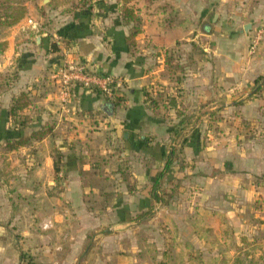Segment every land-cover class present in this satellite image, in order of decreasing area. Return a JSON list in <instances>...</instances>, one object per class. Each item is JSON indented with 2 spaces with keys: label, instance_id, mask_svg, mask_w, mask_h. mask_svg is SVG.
I'll return each instance as SVG.
<instances>
[{
  "label": "crops",
  "instance_id": "0c3cea01",
  "mask_svg": "<svg viewBox=\"0 0 264 264\" xmlns=\"http://www.w3.org/2000/svg\"><path fill=\"white\" fill-rule=\"evenodd\" d=\"M84 1L16 0L24 12L0 16V264H20V250L45 264H155L154 249L165 244L196 250L186 263L210 250L221 263V249L259 227L252 204L264 195V82L257 91L255 80L264 75V44L249 56L238 40L248 39L247 23L264 25V0H132L138 20L129 23L122 0ZM223 4H236L240 19L228 42L213 33L204 55L200 41L212 33L203 20L214 7L220 17ZM69 60L116 77L117 96L76 87L64 108L55 72ZM22 91L31 103L20 134L46 124L52 131L9 148L17 130L8 109ZM104 100L114 103L110 112ZM240 104L252 125L242 148L235 128L227 147L204 146L198 129L176 130L186 117L179 107L206 105L198 115L215 119L225 106L236 121Z\"/></svg>",
  "mask_w": 264,
  "mask_h": 264
},
{
  "label": "rangeland",
  "instance_id": "374dc122",
  "mask_svg": "<svg viewBox=\"0 0 264 264\" xmlns=\"http://www.w3.org/2000/svg\"><path fill=\"white\" fill-rule=\"evenodd\" d=\"M16 0H1V2L4 4L0 5V8L2 10V13L0 12V16L1 17H6L7 20H13V18H17L18 16H20L23 12H24V6L22 5H13L11 4L12 2H15ZM6 3V4H5ZM86 3V0L83 2V4ZM231 7L233 9H235L236 4H223V8H222V12L223 14L220 15V17H217L216 20L213 22L212 18H213V14L215 13V11L217 12V8L214 7L212 10V12L208 13L203 22L204 23H208L210 26V33L211 36L208 38L206 36H203V39L200 41V43L202 44V46H199L198 48L201 50L200 52L203 53L204 55L208 52L205 51L204 48H208L209 51H211L212 49V42H216V39H212V35L213 33L218 34L219 32L223 34V36L225 37V42H228L229 39V35L231 34V31L235 30L234 26L235 24L234 21H237L239 18L238 14L236 12H234L233 10H231ZM238 7H241V4L238 5ZM8 11V13L6 14L7 16L9 15L10 17L7 18V16L5 15V13ZM2 14V15H1ZM237 18H236V17ZM251 18H247L246 20L243 19V21H249ZM219 21H221V30L218 31L215 26L216 23H218ZM233 22V23H232ZM244 22L241 23V21H238V30L240 31L241 35L240 37L242 38V36H244V28L242 26ZM202 24H199V29L201 28ZM260 28H262L264 30V25H256L255 27H251L248 31L247 34H249L248 39L246 40V42L244 40H241L239 42L240 47H242L243 50H245V52L247 51V54L249 56H256L258 55L262 50H263V44H264V37L261 41V44L259 46V48L257 49L256 52L251 53L250 52V44H251V40H252V36L254 35L255 31L259 30ZM223 47V46H222ZM189 62V61H187ZM186 62V63H187ZM189 64V63H187ZM257 86H259L260 83L264 82V75H259L256 80H255ZM164 90L163 92H165L166 88L165 86H163ZM257 91H260V89H257ZM149 95V93H148ZM164 95V93L162 94ZM149 97V96H148ZM219 108L223 113H218L219 114V118L218 115H216L215 119L210 118L209 116H204L203 118H201L200 115H198L199 113H206L208 111H210V107L208 106H195V105H184L182 107H179V109L181 110V112H183L186 117L185 119L180 122V126H178L176 128L177 131H180V133H183V130H200L199 132L202 134L201 137V143L204 146H207L209 144H212L213 139L215 141H219V143L221 145H224L227 147L229 141H230V135L228 133L230 128H235V132L237 134V136L241 135L242 137L239 138L237 137V145L238 147L242 148L241 146H243V142L244 141V131L246 128L251 127L252 125L247 123V120H245V111H244V104H240L238 106V115H237V119L235 121V119H229L228 118V109L225 108V106H219L217 107ZM220 111V112H221ZM179 123V122H178ZM258 124V123H256ZM254 124V125H256ZM181 139V137H180ZM224 161V162H223ZM229 159L226 158V156H224V158L222 159V162H228ZM237 165H234L237 171H240V173H244V160L238 158V161L236 163ZM224 170H227L228 165L227 163L224 164L223 166ZM240 175V174H238ZM259 179V178H257ZM253 208L259 213V215H256L253 217V222L254 224H256L259 227H254L255 231L254 233H251V235L247 238V242L245 241L237 243L239 241V237L241 236L239 234V236H237L236 241H230V245H231V252L229 251L230 248H224L221 249V252L224 253L225 256H222V262L226 261V264L228 263V259L232 260V263L234 261V259L239 256L241 258V260L243 261L244 264H248L250 260H253L255 262V264H264V227L261 228L262 222L260 223V221H263L260 218L261 214H264V195L260 194L257 197V200L252 204ZM253 214H256L255 212ZM160 233H157V235L159 236ZM163 234V233H162ZM160 236V241L163 242L164 241V235ZM157 236V237H158ZM168 244H170L169 241H167ZM183 244V242H182ZM223 248V247H222ZM189 252H193L195 253L196 250H185L182 248H168L167 244H165V249L161 248H155L154 249V260H155V264H189L186 263V259H185V255L186 253ZM233 252V254H232ZM170 256L167 259V256ZM235 256V257H233ZM36 258H38V256H36ZM39 260V259H38ZM37 262V261H35ZM42 262V261H41ZM218 263L215 259H213L212 257V252L210 250V252H207L204 254L203 257H199L196 259H193V261H191L190 264H223V263ZM44 264V263H43Z\"/></svg>",
  "mask_w": 264,
  "mask_h": 264
},
{
  "label": "built area",
  "instance_id": "2783aa9c",
  "mask_svg": "<svg viewBox=\"0 0 264 264\" xmlns=\"http://www.w3.org/2000/svg\"><path fill=\"white\" fill-rule=\"evenodd\" d=\"M264 37V30L255 31L250 44V52H256ZM55 78L57 89L64 108L71 102L73 90L77 88L95 90L99 89L110 97L117 96L119 81L111 74H104L94 69L88 62L75 60L64 61L56 70ZM51 223H44L50 227Z\"/></svg>",
  "mask_w": 264,
  "mask_h": 264
},
{
  "label": "trees",
  "instance_id": "16d2710c",
  "mask_svg": "<svg viewBox=\"0 0 264 264\" xmlns=\"http://www.w3.org/2000/svg\"><path fill=\"white\" fill-rule=\"evenodd\" d=\"M132 0H122L123 6H122V13L123 17L125 18L126 22L129 23L130 21H137L138 18L134 14V8L131 3ZM18 18V17H17ZM15 18V19H17ZM140 31V26L137 23L135 26L134 32L130 35V38L134 37L136 33ZM131 44L134 43V40L129 41ZM261 85L257 86V89H260ZM97 93H101V91H96ZM31 103V98L28 95L26 91L20 92L13 100V103L11 104L10 108L8 109L9 116H12L14 118V129L17 130L15 133L16 135L14 137H9L6 140V144L9 148H17L22 145H29L32 143L33 140H40L43 137H45L48 133L52 131V125L46 124L43 126L40 130L33 131L31 135H21V130L24 126L27 125V122L30 120V117L27 115H22L21 112ZM173 153V152H171ZM171 165V160L168 159V161L165 163V166L163 170L158 172L156 176L155 183L158 184L161 180V178L164 176V174L168 171ZM59 160H55V171H59ZM242 241H245V237H242ZM20 264H43V262L39 261L38 258H36L35 255H32L31 253L27 251L20 250ZM37 261V262H35ZM45 264V263H44ZM232 264H244L243 261L239 256H237ZM248 264H255L253 260H250Z\"/></svg>",
  "mask_w": 264,
  "mask_h": 264
},
{
  "label": "water",
  "instance_id": "95a60500",
  "mask_svg": "<svg viewBox=\"0 0 264 264\" xmlns=\"http://www.w3.org/2000/svg\"><path fill=\"white\" fill-rule=\"evenodd\" d=\"M216 18V14L214 13L213 14V19H215ZM252 27V24L251 23H247L246 25H245V31L247 32L250 28ZM102 108L106 111V112H110L109 111V108H113V106H114V103L113 102H110V101H108V100H104L103 102H102ZM111 106V107H110Z\"/></svg>",
  "mask_w": 264,
  "mask_h": 264
}]
</instances>
